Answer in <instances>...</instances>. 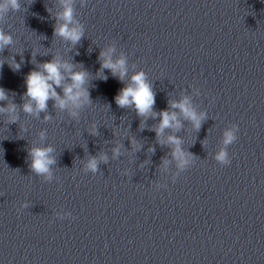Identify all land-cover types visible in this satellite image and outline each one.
Returning <instances> with one entry per match:
<instances>
[{
	"label": "clouds",
	"instance_id": "obj_1",
	"mask_svg": "<svg viewBox=\"0 0 264 264\" xmlns=\"http://www.w3.org/2000/svg\"><path fill=\"white\" fill-rule=\"evenodd\" d=\"M64 6L63 12L58 16V19L63 21L55 28V35L63 37L65 40L70 41L72 44H77L83 36V28L80 26L72 27L73 23V8L71 6L72 0H61ZM20 8L19 0H0V20H3L9 11H18ZM12 43L11 35L6 34L0 29V52L4 50L7 45ZM114 49L109 48L107 51L100 53L102 60L101 68L109 69L114 76L119 77L123 81L127 75V67L125 58L113 61L111 53ZM13 71H18L20 64L13 61L9 65ZM2 67V63H0ZM63 70V71H62ZM63 72L70 73L71 83L62 85L65 79ZM88 74L85 71H72V65L69 63H61L59 59H53L45 62L40 66L39 70L31 71L26 77V93L28 98L27 103L23 104V111L28 114L38 115L40 112L47 110L48 101L50 99L55 101L56 106L63 110L66 108L79 109L83 105L90 103V96L85 87ZM107 79V77H103ZM55 85V87H54ZM56 87H62L63 96L56 92ZM7 94L5 89L0 87V101L6 100ZM116 104L119 107H134L136 113L140 117H155L157 114L153 112L155 104V93L152 90L151 84L147 81L146 75L143 72L134 74L131 77V83L122 88L119 94L115 97ZM173 109H179L185 119L192 122L193 126L198 130L202 121L206 118L205 113H197L191 106L188 97H184L180 101L170 102ZM0 113H7L9 116V123H16L18 116L16 114V105L9 104L7 107H0ZM75 110L71 111L73 117L77 116ZM160 123L154 129L159 137L165 129L181 127V122L177 117L176 112L168 110L161 111L159 114ZM50 117H45L49 119ZM238 126L234 124L232 128L225 130L223 133V145L215 155L216 161L221 165H228L231 163L227 148L237 140L236 132ZM95 134V128L92 130ZM43 135V134H41ZM134 143V142H133ZM168 143L174 145L172 155L178 162L180 169L186 168L191 162L192 157L186 153L181 147V141L175 136L168 137ZM53 152L52 147H33L30 148L28 154L31 158L30 169L37 175H45L51 177V167L56 163L55 158L51 155ZM114 156L120 155L119 147L113 149ZM101 160L106 161V156H101ZM166 163V161H165ZM87 168L96 172L98 169V160L92 157L88 160ZM27 206V205H25Z\"/></svg>",
	"mask_w": 264,
	"mask_h": 264
}]
</instances>
